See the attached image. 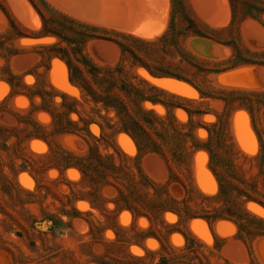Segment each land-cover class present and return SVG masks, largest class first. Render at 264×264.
<instances>
[{
	"label": "rangeland",
	"instance_id": "374dc122",
	"mask_svg": "<svg viewBox=\"0 0 264 264\" xmlns=\"http://www.w3.org/2000/svg\"><path fill=\"white\" fill-rule=\"evenodd\" d=\"M43 1L116 38L169 31L121 51L40 0L43 24L27 0H0V264H264V67H245L252 86L220 84L244 65L189 36L229 26L212 34L262 52L264 15L238 6L229 25L227 0ZM140 63L193 86L173 92Z\"/></svg>",
	"mask_w": 264,
	"mask_h": 264
},
{
	"label": "trees",
	"instance_id": "16d2710c",
	"mask_svg": "<svg viewBox=\"0 0 264 264\" xmlns=\"http://www.w3.org/2000/svg\"><path fill=\"white\" fill-rule=\"evenodd\" d=\"M27 1L36 10V12L40 16V18L42 20V24H43L44 18L41 15L42 12H40L38 7L34 6V3H32L31 0H27ZM40 1L42 3L43 8H45L47 11L51 12L52 14H55L58 17L62 18L64 21L68 22L70 25H75V26L80 27V28H85V30L88 31V33L90 31V33H89V39L90 40L91 39H97V40H102V41H105V42L112 43V44L116 45L121 51H126V46L124 45L122 40L126 39V40L133 41L135 43H139L141 45L152 46L153 47L155 45V43H157V42H159L161 40H164L166 38L167 34H168V31H169V25H168L165 33L160 38H158L156 41H153V42H145V41H142V40L130 38V37H127V36H119V35L117 36L118 38H116L115 36H111L108 32H105V31L103 32V30H99L98 31V29H95V28H88V27L82 26V25L74 22L73 20L69 19L68 17H66V16H64V15H62V14L56 12V11L51 10L47 6V4H45V2L43 0H40ZM227 1H228V5H229V8H230V14H231L230 24L229 25H231L232 22H233L234 15L236 14L235 12L238 9V6L241 7V10H243V13L241 15V20L249 18V19H252V20H255V21L261 23V16L264 15V1L263 0H247L248 2H246L244 4H238L236 2V0H227ZM0 10L2 12H4L1 7H0ZM173 10L175 12L177 11L175 2L172 3L171 12H173ZM169 20H171V14H170ZM227 27H229V26H227ZM226 28L221 29V30H215V29H211V28L207 27L206 25H203V29L202 30H194L193 32H190L189 36L204 38V39L210 40V41H212V42H214L216 44H219V45H222V46H226V47H230L233 50V52H234V57H233V60L231 61L230 67H228L229 69L233 68V67H236V66H239V65H256V66L264 67V51H262V52H250L249 50H247V49H245L243 47H239L237 45V43L235 41H233V40H230L229 42L228 41L225 42V41H222V40L216 38L214 36V34H212V33H216V32H218V33L222 32ZM43 32H45L47 34H51V35L55 36L58 39L60 38V34H63L62 32L56 33V32H51V31H48V30L47 31L44 30ZM75 35L74 36L71 35V36L74 37V38H78L79 36H83L84 34H83L82 31L78 30ZM74 38H72L73 41H75ZM231 41H233V42H231ZM184 54L188 58H194L193 56H191L187 52L184 53ZM59 59L62 60V61L64 60V62L66 63L65 59H63L61 56L59 57ZM140 66L143 69H145L150 75H152L154 77L175 78L177 80H181V81L193 86L190 81H188L187 79L183 78L180 75L167 73V72H161V73L154 72L147 65L142 64V63H140ZM221 71H222V69L221 70L220 69H215V70H213V73H219ZM223 93L225 94V98L228 99V100L230 99V101H231V98L234 95H247V96H252L253 95V94H244V93H241V92H223ZM200 95H203V94H200ZM123 131L126 132L127 134H129V136L133 140H135V141L137 140L136 136L134 135V133L131 130L124 129Z\"/></svg>",
	"mask_w": 264,
	"mask_h": 264
},
{
	"label": "water",
	"instance_id": "95a60500",
	"mask_svg": "<svg viewBox=\"0 0 264 264\" xmlns=\"http://www.w3.org/2000/svg\"><path fill=\"white\" fill-rule=\"evenodd\" d=\"M198 39H203L205 41H209L211 42L210 40H207V39H204V38H199V37H196ZM199 45L197 44H193L192 47L195 48L197 50V52H199L200 54H204L206 53L204 48L203 47H198ZM250 65H244V67H240V68H236V69H232L230 71H233V72H236V71H240V74L241 75H238V73H234L233 76H231L230 78H228L226 81L223 80V79H218L217 81L220 83V84H241V85H253L254 82L256 81L255 79V76H254V73L250 72L245 69V67H248ZM154 79H165V80H168L170 81V83H161V86L173 91V92H179V93H184V94H188L189 91L186 90L185 88H181L178 86V84H183L185 86H188L190 87L189 84L181 81V80H177L175 78H169V77H152Z\"/></svg>",
	"mask_w": 264,
	"mask_h": 264
},
{
	"label": "bare ground",
	"instance_id": "6f19581e",
	"mask_svg": "<svg viewBox=\"0 0 264 264\" xmlns=\"http://www.w3.org/2000/svg\"><path fill=\"white\" fill-rule=\"evenodd\" d=\"M21 8V7H20ZM97 11V10H96ZM98 12H99V10H98ZM108 17V16H107ZM110 18V17H109ZM226 20V19H225ZM30 24V23H29Z\"/></svg>",
	"mask_w": 264,
	"mask_h": 264
},
{
	"label": "flooded vegetation",
	"instance_id": "af4514ba",
	"mask_svg": "<svg viewBox=\"0 0 264 264\" xmlns=\"http://www.w3.org/2000/svg\"><path fill=\"white\" fill-rule=\"evenodd\" d=\"M220 221H222V220H220Z\"/></svg>",
	"mask_w": 264,
	"mask_h": 264
}]
</instances>
